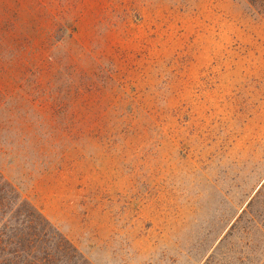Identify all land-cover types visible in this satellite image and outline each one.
<instances>
[{"label": "rangeland", "instance_id": "rangeland-1", "mask_svg": "<svg viewBox=\"0 0 264 264\" xmlns=\"http://www.w3.org/2000/svg\"><path fill=\"white\" fill-rule=\"evenodd\" d=\"M51 1L97 89L82 94L81 133L60 136L34 82L6 89L5 178L90 264H264V13L247 0Z\"/></svg>", "mask_w": 264, "mask_h": 264}, {"label": "trees", "instance_id": "trees-1", "mask_svg": "<svg viewBox=\"0 0 264 264\" xmlns=\"http://www.w3.org/2000/svg\"><path fill=\"white\" fill-rule=\"evenodd\" d=\"M247 1L264 13V0ZM71 30V21L55 9L54 1L0 0V110L6 98L16 95L6 89L15 84L23 91L34 82L36 96L41 102L52 98L60 118L57 127L56 118L43 119V124L54 126L58 136L62 128L70 134L81 133L87 105L82 94L97 89V66L81 64L89 59L88 51L74 41ZM95 107L96 103L91 105L93 112ZM246 214L230 228L227 238L233 237L232 244L243 231L240 223ZM233 258L227 257L231 262ZM0 264H90L1 170Z\"/></svg>", "mask_w": 264, "mask_h": 264}]
</instances>
